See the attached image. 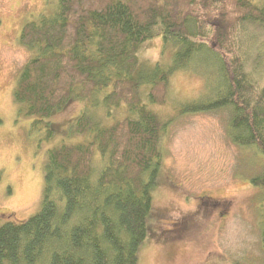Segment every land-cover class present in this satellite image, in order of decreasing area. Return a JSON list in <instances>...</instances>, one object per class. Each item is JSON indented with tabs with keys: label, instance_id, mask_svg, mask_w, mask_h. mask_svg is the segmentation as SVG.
I'll list each match as a JSON object with an SVG mask.
<instances>
[{
	"label": "trees",
	"instance_id": "16d2710c",
	"mask_svg": "<svg viewBox=\"0 0 264 264\" xmlns=\"http://www.w3.org/2000/svg\"><path fill=\"white\" fill-rule=\"evenodd\" d=\"M50 3L21 28L31 56L13 97L48 141L57 135L53 114L73 99L83 106L47 149L38 211L0 225V264L139 263L174 119L152 105L167 101L179 70L201 75L204 89L177 102L175 114L225 111L230 140L260 154L248 179L261 191L264 249V0ZM156 36L169 62L141 60ZM121 107L126 114L115 117Z\"/></svg>",
	"mask_w": 264,
	"mask_h": 264
},
{
	"label": "rangeland",
	"instance_id": "374dc122",
	"mask_svg": "<svg viewBox=\"0 0 264 264\" xmlns=\"http://www.w3.org/2000/svg\"><path fill=\"white\" fill-rule=\"evenodd\" d=\"M51 0H0V225L23 221L38 211L44 188L47 149L66 135L83 103L73 99L53 114L57 135L48 141L44 128L32 125L15 102L13 89L31 52L19 39L23 24L45 11ZM264 57V33L261 37ZM162 38L148 39L143 61L169 62ZM204 89V79L179 70L170 79L164 104L152 107L174 114L162 137V161L153 189L147 238L138 264H264L261 242L260 189L248 179L259 170L254 148L233 143L226 112L175 114L177 102ZM126 114L121 107L115 117Z\"/></svg>",
	"mask_w": 264,
	"mask_h": 264
}]
</instances>
